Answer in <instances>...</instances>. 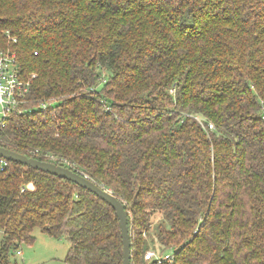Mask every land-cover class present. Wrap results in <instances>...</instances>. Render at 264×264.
I'll return each instance as SVG.
<instances>
[{"label": "trees", "instance_id": "16d2710c", "mask_svg": "<svg viewBox=\"0 0 264 264\" xmlns=\"http://www.w3.org/2000/svg\"><path fill=\"white\" fill-rule=\"evenodd\" d=\"M0 46L31 79L0 144L120 198L131 264H264V0H0ZM0 227V264L36 229L123 262L109 202L12 160Z\"/></svg>", "mask_w": 264, "mask_h": 264}, {"label": "built area", "instance_id": "2783aa9c", "mask_svg": "<svg viewBox=\"0 0 264 264\" xmlns=\"http://www.w3.org/2000/svg\"><path fill=\"white\" fill-rule=\"evenodd\" d=\"M30 83L31 79L24 78L21 74L16 52L9 47L0 46V132L13 114L28 109L26 103L30 91ZM49 102V99L41 101L39 106L46 107ZM51 157L55 158L56 156L51 155ZM8 165L9 159L0 156V170L6 169ZM27 186L30 187V184ZM17 254L21 255L22 250L17 249ZM145 257L147 259L155 258L157 262H161L163 259H170L172 254L161 256L153 249H148Z\"/></svg>", "mask_w": 264, "mask_h": 264}, {"label": "water", "instance_id": "95a60500", "mask_svg": "<svg viewBox=\"0 0 264 264\" xmlns=\"http://www.w3.org/2000/svg\"><path fill=\"white\" fill-rule=\"evenodd\" d=\"M0 156L5 157L12 161L20 162L22 164L68 178L78 183L79 185L87 188L88 190L94 192L99 197L109 202L114 207L117 217L119 219L122 242H123L122 264H131L132 248H131V235L129 229L128 212L125 207V204L120 198H118L108 189L96 183L93 179L89 178L87 175L75 169H72L69 166L54 161L40 159L34 156H29L25 153H21L17 150H14L12 148H9L1 144H0ZM30 186H33V184H30Z\"/></svg>", "mask_w": 264, "mask_h": 264}, {"label": "rangeland", "instance_id": "374dc122", "mask_svg": "<svg viewBox=\"0 0 264 264\" xmlns=\"http://www.w3.org/2000/svg\"><path fill=\"white\" fill-rule=\"evenodd\" d=\"M28 184H33V182ZM33 187L34 184L29 188ZM2 235L0 230V242ZM35 235L34 242H21L19 244V248L22 250L21 255L17 254L16 248L9 251V264H71L65 260L69 248V241L66 238H54L40 229H36ZM150 249L158 253L155 248ZM172 252L168 248L164 254H172Z\"/></svg>", "mask_w": 264, "mask_h": 264}]
</instances>
